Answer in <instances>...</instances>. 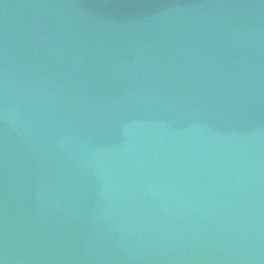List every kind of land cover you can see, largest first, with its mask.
Listing matches in <instances>:
<instances>
[{
    "label": "water",
    "instance_id": "95a60500",
    "mask_svg": "<svg viewBox=\"0 0 264 264\" xmlns=\"http://www.w3.org/2000/svg\"><path fill=\"white\" fill-rule=\"evenodd\" d=\"M0 264H264V0H0Z\"/></svg>",
    "mask_w": 264,
    "mask_h": 264
}]
</instances>
